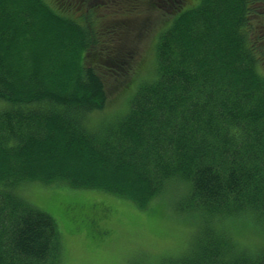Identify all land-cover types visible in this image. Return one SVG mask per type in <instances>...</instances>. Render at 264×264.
<instances>
[{
	"label": "trees",
	"instance_id": "trees-1",
	"mask_svg": "<svg viewBox=\"0 0 264 264\" xmlns=\"http://www.w3.org/2000/svg\"><path fill=\"white\" fill-rule=\"evenodd\" d=\"M188 1L0 0V264H60L56 215L21 194L35 182L140 210L185 185L181 208L204 227L167 264H264V247L239 246L225 223L264 225V0ZM142 6L167 20L154 74L93 124L106 79L134 59L106 42L126 24L103 12ZM85 207L66 212L78 222Z\"/></svg>",
	"mask_w": 264,
	"mask_h": 264
},
{
	"label": "rangeland",
	"instance_id": "rangeland-1",
	"mask_svg": "<svg viewBox=\"0 0 264 264\" xmlns=\"http://www.w3.org/2000/svg\"><path fill=\"white\" fill-rule=\"evenodd\" d=\"M199 1L189 0L186 8ZM131 9L103 12L105 20L115 17L124 19L126 24L123 33L116 34L118 37L107 36L106 42L122 48V58L131 53L134 59L124 79L121 76L106 79L108 104L103 113L93 116V124H104L121 114L140 82L154 74L157 33L166 27L167 20L151 7ZM187 189L185 185H170L145 210L125 198L98 190L74 189L64 183L35 182L23 188L21 194L56 215L60 264H167V256L177 255L184 248L187 251L204 227L198 220L201 212L181 208L186 203ZM78 203L88 206L85 208L92 213L89 216L80 213V220L76 222L66 207ZM103 208H108L109 214L102 212ZM225 223L239 246L252 250L264 247V225L250 218Z\"/></svg>",
	"mask_w": 264,
	"mask_h": 264
}]
</instances>
